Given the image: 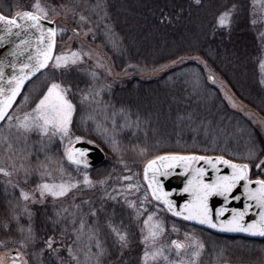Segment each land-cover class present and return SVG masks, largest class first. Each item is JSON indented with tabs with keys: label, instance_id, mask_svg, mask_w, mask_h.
<instances>
[{
	"label": "trees",
	"instance_id": "1",
	"mask_svg": "<svg viewBox=\"0 0 264 264\" xmlns=\"http://www.w3.org/2000/svg\"><path fill=\"white\" fill-rule=\"evenodd\" d=\"M80 1L40 0L42 4L54 5H75ZM34 2L0 0V12L10 15L13 9L31 10ZM253 2L89 0L93 33L87 38L100 46L116 71L131 65L154 69L181 57L198 56L227 83L241 102L264 119V83L259 70L264 53L259 39L262 26L253 19ZM233 4L237 7L231 28H220L217 16ZM53 73L56 80L71 82L77 90L78 111L73 134L93 141L105 153L101 165L87 170L92 173V181H109L112 187L121 173H138L144 162L165 153L224 155L239 162L247 155L222 144L233 143V136L240 127L249 129V126L227 105L220 91L208 83L202 67L196 63L183 62L150 78L132 77L103 92L102 100L110 107V130L106 133L87 120L86 106L79 103L80 91L89 83L84 82L78 70L71 68ZM262 141L258 137L252 142L262 146ZM60 151L57 141H51L45 148L30 149L29 168L41 170L52 157L56 159L54 162L60 159L65 170L71 169L73 165L65 162ZM253 172L252 178H256L258 174L254 169ZM37 179L38 174H34L33 183ZM19 193V188L0 179V251L19 247L29 264H59L57 256L45 247L48 237H59L66 226L59 207L49 203L34 204L28 208L32 213L29 219ZM119 199L118 196L110 200L92 199L91 211L97 210L92 217L104 248L99 256L100 264H140L136 251L121 249L106 223L109 215L117 224L116 220L124 217L125 205ZM130 211L126 213L128 217ZM29 224L32 239L23 247L20 243L23 236L18 229L20 225L27 229ZM206 230L209 236L202 234V237L208 255L221 253L220 260L230 263L264 264V238L222 235ZM231 241L237 244L229 246Z\"/></svg>",
	"mask_w": 264,
	"mask_h": 264
},
{
	"label": "snow or ice",
	"instance_id": "2",
	"mask_svg": "<svg viewBox=\"0 0 264 264\" xmlns=\"http://www.w3.org/2000/svg\"><path fill=\"white\" fill-rule=\"evenodd\" d=\"M196 2L199 3L200 0H196ZM236 7L237 5L233 4L231 8H226L219 13L217 25L220 28H231ZM261 8L264 9V3L261 4ZM81 19L84 18L81 17ZM45 20L48 21V24L43 23ZM53 23L55 20L49 19V10L40 0H35L31 10H18L12 15L0 12V44L13 43L12 50L7 53V56H11L13 59L11 61H8L7 57L0 59V121H9V127L12 126L11 122L15 121L16 127L25 132L35 130L41 136H48L49 139L59 136L62 143L67 141L64 144V156L70 164L77 166L78 171L79 165L83 164L86 168L89 165L86 157L87 150L74 146L76 142L84 140L85 137L74 136L72 131L78 104L75 102L77 90L74 89L71 82L66 83L64 80L52 78L42 95L35 101V106L29 111L23 112L22 118L20 115L14 116L10 113L14 106L18 108L15 105L17 97L22 95V89L26 86V82L31 83V79L36 74L41 73L42 70L47 71L49 67L56 70L68 69L78 65L85 55L75 50L56 52L57 33H63L66 29L48 26ZM13 35L17 38L23 37V39H19L18 43L10 41L9 37ZM6 67L12 69L11 74L5 72ZM260 68L264 72V60L260 61ZM92 75L95 77L96 73L93 72ZM209 79L212 80L213 77L209 76ZM261 82L264 83V80ZM108 87L111 86L108 85ZM99 95L100 90L97 89L95 96ZM28 99V95L24 94V101L21 103ZM90 99H94L91 93L80 92L79 103L81 106ZM120 111L123 112V109ZM97 127L100 128L99 124ZM101 130L105 133L108 131L106 128ZM89 143H93V141L90 140ZM112 143L113 149L116 150V141L113 140ZM200 161H203L208 167L198 166ZM221 165L225 166L224 171H221ZM42 167H46V165H42ZM177 167L182 170L181 175L187 174V179L179 191L186 193L188 198L179 206L176 201L170 199L172 192L166 191L164 182L159 179L160 176L167 178ZM209 168L211 174H209ZM253 168L259 171V175H256L255 179L252 178L255 175ZM0 173L5 176L12 174L4 167H0ZM61 173V178L57 181L54 177L51 180L44 179L45 176L51 177L52 173L42 172L41 182L36 184L31 191L20 187L19 184L14 185L20 189V199L25 202L24 210L28 213L29 219H31L32 213L27 208V202L37 199L36 192H39L38 199L42 203L48 196L53 199L67 196L81 183L70 172H66L62 166ZM64 175H67L68 179H63ZM125 179L130 180L131 177H125ZM144 181L147 183V189L140 201L125 200V203L135 211L136 221L139 222L143 219V226L140 229L141 241L144 245L141 264H161V261L164 264H197L201 250L204 248V244L195 237L190 240L173 239L170 244L161 243L167 231L163 220L157 219L161 205L167 212L175 217H182L185 221H196L201 225L221 231L243 232L264 237V150L257 152L254 148L249 149L243 162L226 158L224 155L165 153L147 161L144 165ZM10 182L7 181V183ZM82 183L85 186L93 184L87 171L83 173ZM126 187L135 189L137 192L140 191L138 184L129 183ZM149 193L151 200H149ZM212 197L222 198L219 207L210 204ZM152 201L157 202V211L145 209V203L151 204ZM233 201H242L243 206L229 207ZM142 209L144 211H141ZM96 213L97 210L93 209L92 215L95 216ZM225 213H230V215L222 219ZM250 213H253L255 218L245 219ZM17 223H19L18 218ZM106 223L120 248H127L129 233L122 226L123 222L117 224L109 218ZM4 227L7 228L8 224L5 223ZM84 227L85 224L82 220L81 230ZM89 228V238L92 239L99 229L91 230V226ZM18 230L23 236L20 241L21 245L27 247V242L32 239L31 225L29 224L27 229L20 225ZM173 230H177L175 225H173ZM186 236H191V234H186ZM53 243V237H48L45 247L55 251ZM96 248L99 249L96 254V264H100L99 256L103 254L104 248L99 239H96ZM173 249L175 258L171 254ZM68 250L71 255V246ZM25 255L19 249L15 251L14 255L9 250L0 254V264H29L27 259H23Z\"/></svg>",
	"mask_w": 264,
	"mask_h": 264
},
{
	"label": "rangeland",
	"instance_id": "3",
	"mask_svg": "<svg viewBox=\"0 0 264 264\" xmlns=\"http://www.w3.org/2000/svg\"><path fill=\"white\" fill-rule=\"evenodd\" d=\"M89 0H81L75 5L67 4H43L49 10V19L55 20V27L66 29L65 32L57 33V48L56 52L62 51H80L84 53L82 61L78 65L71 66L68 69H77L79 74L82 75L84 82L86 81L89 85L81 90L85 93H91L94 99L85 101L84 105L87 110V120L92 121L95 126L99 124L100 128H106L110 130V107L102 100L103 92L110 90L108 85L113 87L115 84L121 83L122 81L132 78H150L153 76H158L165 72L166 70L180 65L183 62H192L200 65L208 79V83L216 87L222 94L227 105L237 111L240 117L246 124H248L249 129L243 125L237 131V134L233 136L235 140L233 143L224 142L222 143L225 147L235 148L240 151V153L248 154L249 149L254 148L257 152L264 150V119L258 115L254 110H252L248 105L241 102L227 85V83L215 72H213L206 63L198 56H187L181 57L177 60L163 64L154 69H145L139 66L131 65L124 68L121 71H116L108 57L105 55L103 50L99 45L92 43L88 40V36L93 33V25L89 18ZM264 0H254L253 2V13L254 18L257 20L262 27L259 33V39H261L262 47L264 49V9L261 8V4ZM18 10H23V8L11 10L10 15L14 14ZM83 17L84 19H81ZM75 29V31H73ZM260 60H264V53ZM102 65V66H101ZM260 68V63H259ZM56 70L49 67L47 71L43 72L33 78L31 83H27L22 89V95L17 97L15 105L18 106L10 110V113L14 116L20 115L22 118L23 112L29 111L35 106V101L39 99L42 95L43 90H45L46 85L51 82L52 78H55L53 72H60L63 70ZM261 79L264 80V72L261 68ZM96 73L93 77L92 73ZM209 76L213 79L210 80ZM85 84V83H84ZM103 86V87H101ZM99 89L100 95L95 96V91ZM80 91V92H81ZM24 94L28 95L29 99L24 101ZM235 105V106H233ZM9 121H0V167L6 168L12 174L11 176H5L0 173V179L9 185H17L23 187L26 190H33L34 186L41 182L42 172H51L52 176H45L44 179L51 180L53 177L59 181L61 178V166L65 170L62 162L55 161L52 157H49L46 162V167L41 168V170H35L29 168V151L34 147L45 148L47 144L51 141L59 142V148L61 149L62 156L64 158V144L60 141L59 136L52 137L49 139L48 136H41L37 131L25 132L23 129L16 127L15 121H12V126L9 127ZM251 130V131H250ZM75 136V135H74ZM262 139L263 145H255L252 141L254 139ZM252 143V144H251ZM226 147V148H227ZM241 162V161H240ZM145 162L141 165L140 171L138 173L123 172L117 178V182L114 186L110 187V182L108 183H97L93 181L91 186H85L83 181V173L89 169L81 167L77 171L76 166H72L71 169L65 170L70 172L73 177L79 179L81 183L76 189L72 190L67 196L58 199H53L48 196L41 203L39 201V192L35 195L37 199L35 201L29 200L27 202V208L33 206L34 204H44L49 203L52 205H57L61 211V219L66 224L63 229V233L54 240L53 249L55 251L47 249L53 253L52 255L57 256L59 264H96L97 253L99 249L96 248V239H99V233L95 232V235L90 239V228L95 230V219L92 217L91 203L92 199L99 197L100 200L108 199L112 197H119L121 203L125 205L122 209L124 217L118 218L116 220L118 224L123 222V227L127 229L129 233V245L127 248L133 252L136 251L138 256L136 257L138 262L141 264V256L144 250L143 242L141 241V227L143 226V219L139 222L135 219V211L130 208L125 200H135L137 202L144 196L145 190L147 189L146 184L143 179V166ZM99 166V165H98ZM254 171L259 175V171L253 168ZM27 173V174H26ZM91 179V171H87ZM34 174H38V179L34 181ZM125 177H131L130 180L125 179ZM63 179H68L67 175L63 176ZM92 180V179H91ZM131 184L140 185V191L137 192L135 189H128L126 186ZM149 200L151 196L149 194ZM25 205V202L22 200ZM130 217L126 213H129ZM145 209L149 211H157L156 202L152 201L151 204L145 203ZM141 211H144L143 209ZM127 216V217H126ZM110 218V215H109ZM108 218V219H109ZM157 219H161L166 227V233L164 235L161 243L170 244L171 240H190L192 237L197 238L200 242L204 244V248L201 250V255L198 258L197 264H240V263H230L220 260L221 253L215 255H208L206 242L203 235L209 236L206 228H199V226H194L192 223L185 221L183 218L172 216L166 209L161 206L158 211ZM84 221L85 227L83 230L80 228L81 221ZM173 225L177 230H173ZM186 234H191V236H186ZM264 238V237H262ZM229 246L236 245L237 242L231 241ZM239 245V243H238ZM69 246H71L72 252L69 254ZM18 248H6L0 251V254L6 253L9 250H17ZM136 249V250H135ZM20 250V249H19ZM21 251V250H20ZM22 252V251H21ZM59 254H62L59 256ZM172 256L175 258V250L172 251ZM190 255V252H189ZM23 259H26L25 256ZM161 264H164L161 261Z\"/></svg>",
	"mask_w": 264,
	"mask_h": 264
},
{
	"label": "water",
	"instance_id": "4",
	"mask_svg": "<svg viewBox=\"0 0 264 264\" xmlns=\"http://www.w3.org/2000/svg\"><path fill=\"white\" fill-rule=\"evenodd\" d=\"M26 10V9H23ZM43 23L48 24V21L45 20ZM48 26L55 27V23L50 24ZM19 39H23V37L17 38L14 35L9 37L10 41L17 42ZM13 48V43H6V44H0V59H5L7 57L8 61H11L13 58L11 56H7V53L10 52ZM12 69L10 67L5 68V72L8 74H11ZM37 75V74H36ZM27 83V82H26ZM77 148H82L86 149V157L88 160V167L87 169H92L97 167L98 165H101L105 159V153L101 148L93 143H89L87 140H81L75 143L74 145ZM164 155V154H162ZM209 156H217V155H209ZM66 162L70 163L67 161V158L64 156ZM239 162V161H238ZM147 161L145 162V164ZM144 164V165H145ZM198 166H204L208 167L207 165L204 164L203 161H200ZM79 167L86 168L83 164L79 165ZM221 171L225 170V166L221 165ZM181 169L177 167L170 176L165 178L164 176H160L159 179H161L164 182L165 190L172 192V195L170 196V199L176 201L177 206L182 204L184 200L188 198V195L186 193H181L179 190L183 187L184 181L187 179V174L181 175ZM209 174H211V169L209 168ZM143 179H144V166H143ZM147 187L146 181H144ZM150 194V193H149ZM151 196V194H150ZM157 203V202H156ZM220 203H222V198L220 197H212L210 199V204H212L214 207H219ZM162 206V205H161ZM243 203L242 201H233L230 203L229 207H242ZM171 214V213H170ZM172 215V214H171ZM230 215V213H225V216L222 217V219L227 218V216ZM182 218V217H179ZM255 216L253 213H250L249 216H247L245 219H254ZM195 223L197 225H200L201 227H206L212 231H215L217 233H222L227 234V235H233V236H240V237H245V238H258L261 236L258 235H251L249 233H243V232H228V231H221L220 229H213L209 228L207 225H201L197 223L196 221H188ZM16 250H12L11 254L14 255Z\"/></svg>",
	"mask_w": 264,
	"mask_h": 264
}]
</instances>
